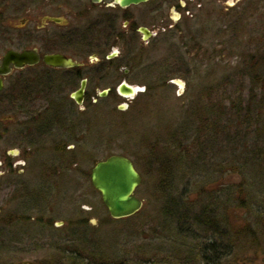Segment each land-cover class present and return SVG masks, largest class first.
I'll use <instances>...</instances> for the list:
<instances>
[{
    "label": "rangeland",
    "instance_id": "1",
    "mask_svg": "<svg viewBox=\"0 0 264 264\" xmlns=\"http://www.w3.org/2000/svg\"><path fill=\"white\" fill-rule=\"evenodd\" d=\"M204 1L213 3L217 0ZM191 2L190 6L197 4L196 0ZM227 2L231 7L222 13L229 12V18L200 15L198 29L208 31V34L204 38L205 52L196 58L187 53L191 45L190 21L181 20L176 10H165L162 17L168 31L159 37V42L150 45L146 53L150 62L160 64L161 71L168 74L165 83L151 76L127 80L128 84L141 89L145 84L150 85L151 90L149 93L144 89L138 91L127 111L115 113L111 125L105 124L107 120H99L88 135V146H97L96 155L93 159L82 160L78 168L88 172L95 162L111 154H121L130 158L139 172L141 182L135 190V197L143 201V206L135 223L112 219L91 183L82 181L77 186L72 171L68 173L69 177H58L57 180H61L48 190L52 182L37 175L35 170L31 178L33 190L25 196L22 197L24 192H20L14 199L15 192L6 187L0 192L1 217L29 219L10 228L9 231L20 233L25 239L18 243L20 246L16 251L0 255L2 263L134 264L138 259L155 257L153 259L159 260L160 264H166L167 259L176 264L175 252L165 247L167 241L156 237L165 232L162 226L172 201L197 204L195 209L198 210L203 204V192L224 185L231 186L234 192L239 186L244 189L243 201L235 199L231 202L233 208L229 211V219L234 227L242 232L244 226L250 225L258 231L257 239L244 251H234L231 261L264 264V171L256 167L243 169V144L233 151L234 154H227L228 150H225L226 142L232 137L245 138L247 145L256 142L252 127L247 125L251 122L243 124L238 121L237 117L243 114L238 116L231 110V104L236 101L235 96L243 103L250 98V81L236 76L235 68L240 63L244 47L264 33V0L256 7L244 0ZM210 5L206 6V11ZM241 10H244L241 33L237 41L232 38L228 41L227 36L220 35L221 30L224 31L230 22L233 24V12L240 13ZM233 44L238 46L234 48ZM213 49L217 54L212 52ZM176 67L183 70L193 67L195 70L186 81L178 75L170 76L171 69ZM229 76L232 78L226 79ZM234 104L238 105V102ZM193 106L197 114L194 117L189 115L193 123L190 127L185 122H189L188 111ZM201 120L206 123L204 126L197 123L202 124ZM2 131L6 132L2 134ZM171 132L175 134L174 138H171ZM12 135V127H0V155L4 157L8 153L15 160L12 152L20 143ZM189 136L193 139L187 143L184 138ZM209 151L215 155L212 162L207 157ZM151 154H154L152 158ZM20 163L16 169L26 175V164L20 166ZM43 182L45 185L49 183L48 187L40 190ZM0 183L7 185L6 179ZM131 226L140 229V235L135 231L132 234L141 238L129 239L126 244L121 240L116 245L112 240L114 231L130 232L133 230Z\"/></svg>",
    "mask_w": 264,
    "mask_h": 264
},
{
    "label": "flooded vegetation",
    "instance_id": "2",
    "mask_svg": "<svg viewBox=\"0 0 264 264\" xmlns=\"http://www.w3.org/2000/svg\"><path fill=\"white\" fill-rule=\"evenodd\" d=\"M196 1L195 6H190L191 0H147L123 7L115 0H0V127H12L13 138L20 143L12 152L15 160L8 153L0 155V181L7 182L5 186L0 183V192L6 187L13 189L14 199L20 192L25 196L33 190L31 178L35 170L52 182H43L40 190L53 188L71 171L77 186L82 181L91 183L92 169L87 172L77 167L82 160L96 155L97 146H88L91 128L99 120L111 125L115 113L127 111L130 101L138 95H123L119 86H136L128 84L130 79L151 76L159 80L168 75L146 54L147 48L168 31L164 11L176 10L181 20L190 21L191 45L187 51L191 48L195 58L205 51L204 38L208 34L198 29L200 15L231 17L229 12L222 13L231 7L229 0ZM244 2L254 4L253 0ZM233 13L235 23L230 22L220 35L229 40L236 37L237 41L243 16ZM233 30L234 37L228 34ZM263 36L256 41H264ZM199 46L201 50H197ZM51 54L62 55L73 64H45L44 57ZM192 68H173L170 76L178 70L192 75ZM149 86L145 84L143 89L148 92ZM18 162L20 166L26 164V175L16 169ZM26 220L28 217L0 216V255L19 248L18 243L25 238L9 230ZM217 225L224 230L223 217ZM202 236L208 244L217 240L219 252L224 253L222 235L215 237L214 232H207ZM24 262L29 261L11 264ZM0 264H5L1 256Z\"/></svg>",
    "mask_w": 264,
    "mask_h": 264
},
{
    "label": "trees",
    "instance_id": "3",
    "mask_svg": "<svg viewBox=\"0 0 264 264\" xmlns=\"http://www.w3.org/2000/svg\"><path fill=\"white\" fill-rule=\"evenodd\" d=\"M260 1L261 0H253V6L258 4ZM242 12H244V10H242ZM242 12L240 13L242 14ZM234 23L235 21L233 22V24ZM235 33L236 32L233 30L228 34H231V36L234 37ZM261 34L263 35L264 33ZM234 39H236V37H234ZM261 39H264V36ZM263 42V40H261V42L254 40L251 42V44L253 45L248 44L242 50L240 63L236 67L238 70L235 68V73L239 78L248 79L250 81V96H248L250 98H248L246 102L243 103L239 99V97L235 96L237 99L236 101H232L231 104V110H234V112L238 116L243 114L242 116L237 117L238 121L242 122L243 124H246L248 121L251 122L247 125L252 127V132L255 134L256 142H253V144L251 145H247L245 143V138L241 137L238 139V137H232L226 142L227 149L225 150H228L227 154H234L233 151L238 149L240 144H243L245 148L241 153V155H244L245 158L244 162L242 163L243 169H245V167H247V169L249 167H256L257 170L264 171ZM237 46L238 45L233 44L234 48H236ZM201 49L202 47L200 46L197 48V50ZM212 52L217 54L214 49L212 50ZM187 53H191V48L187 51ZM173 75H178L179 77L181 76L182 79H185L186 81H188L190 77H192L189 72L180 70L174 71ZM228 78L232 77L229 76L226 79ZM165 79H162L164 83L166 81ZM147 93H149V91ZM254 97L257 99H253ZM234 102H238V105H233ZM219 106L221 107L222 105L219 103ZM240 109L243 110L240 111ZM188 113L189 119L192 115L194 117V114H197L195 107L193 106L192 109L188 111ZM188 121V123H185L189 124L190 127L193 126V123H191L192 120L190 119ZM197 123L201 126H204L206 124L205 122H202L203 125L200 122ZM203 128L201 127L200 129ZM171 136V138H174L175 134L171 132ZM184 139L185 142L189 143L188 141H190V139L192 140L193 136H189ZM199 149H201V147ZM238 153H236V156H238ZM152 156H154V154H151V158ZM214 156L215 155L211 151H209V156H207L209 162L214 161ZM243 191L244 189L242 186H239L238 189L234 192L231 186L222 187L221 185H219L217 189H214L213 191L207 190L203 192V204L198 210L195 209L197 204L191 202H186L185 204L176 199L172 201L170 209L167 211V215L164 218V224L162 226V229H164L165 227V232L162 233V236H160L159 234L160 237H156L164 238L167 241L165 242L166 245H164L168 250H172L175 252L177 260L176 264H238L234 261H231L233 252L236 250H238V253L239 250L244 251L245 248L249 246V243H252V241L257 239L256 235L258 234V231H255L252 227H250V225L244 226L242 232L241 230L239 231V229H236L234 227V224H232L233 222L229 219V216L231 214L229 213V211L233 208L231 202H233L235 199L239 200L240 202L243 201L241 198V195L244 194ZM235 193L237 194V197H234ZM140 212L141 210L135 213L134 216L132 215L130 217L121 218L120 220L127 222L133 221L132 224H134L135 220L140 217ZM221 217H223L224 219V230L220 229L217 225L218 223H220ZM83 220H81V222H83ZM132 229V231L126 233L124 231H114L112 240L116 245H118L119 243H121V240H123V243L126 244L130 242L129 239L134 240L135 238H141V236H134V234H132L135 231L136 234L139 233L140 235V229H136L133 227ZM207 232H214V235H216L215 237H217V235H222L225 240L224 253L219 252V247L217 246L216 239V241H211L209 242V244L208 242L206 243V240L202 235ZM148 247H150V249L152 248L151 245H149ZM153 258L138 259L139 261L134 262V264H160L159 260L157 261ZM166 264L173 263H171L167 259Z\"/></svg>",
    "mask_w": 264,
    "mask_h": 264
},
{
    "label": "water",
    "instance_id": "4",
    "mask_svg": "<svg viewBox=\"0 0 264 264\" xmlns=\"http://www.w3.org/2000/svg\"><path fill=\"white\" fill-rule=\"evenodd\" d=\"M145 1L147 0H115L123 7ZM43 60L45 64L57 67L73 64L59 54L46 55ZM141 90L138 86H129L124 83L119 86V92L129 97H133ZM132 164L129 158L114 154L97 161L92 166L91 183L100 194L102 203L112 219L134 216L143 206V202L135 197V190L141 182V177ZM24 264L36 263L24 262Z\"/></svg>",
    "mask_w": 264,
    "mask_h": 264
}]
</instances>
